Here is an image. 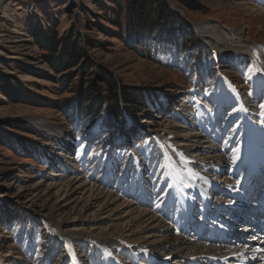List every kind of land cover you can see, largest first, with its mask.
I'll use <instances>...</instances> for the list:
<instances>
[{
    "label": "rangeland",
    "instance_id": "rangeland-1",
    "mask_svg": "<svg viewBox=\"0 0 264 264\" xmlns=\"http://www.w3.org/2000/svg\"><path fill=\"white\" fill-rule=\"evenodd\" d=\"M115 1L4 0L0 5V264H105L102 248L77 239L68 245L58 234L100 241L111 236L132 248H159L164 240L152 214H142L161 210L168 191L156 168L163 167L157 142L168 144V154L177 160L170 148L188 145L185 141L200 133L205 116L218 109L223 85L242 96L254 93L255 63L240 53L215 52L199 40L195 26L218 23L263 51L264 0H165L163 8L172 16L164 21L161 5L152 0L155 26L147 41L138 42L121 39L112 24ZM125 1L119 0L123 7ZM163 31L166 38L160 37ZM53 34L65 39L57 55L39 43L42 35ZM72 40L79 61L59 70ZM103 73L115 91L97 81ZM99 94L100 113L81 117L71 111L68 117L74 99L82 98L89 109L91 96ZM114 97L119 111L110 110ZM230 113L220 123L223 131ZM39 120L56 126L60 138L43 130ZM141 169L155 173V179ZM124 175L127 197L119 202L118 220L110 222L115 206L106 208L95 193L106 178L116 184ZM84 204L88 208L81 211ZM111 225L119 226L120 236L112 235ZM141 258L136 263L129 255L116 256L122 264L148 259Z\"/></svg>",
    "mask_w": 264,
    "mask_h": 264
},
{
    "label": "bare ground",
    "instance_id": "bare-ground-1",
    "mask_svg": "<svg viewBox=\"0 0 264 264\" xmlns=\"http://www.w3.org/2000/svg\"><path fill=\"white\" fill-rule=\"evenodd\" d=\"M3 1L0 0V5ZM218 25L211 22L195 26L199 40L217 53L236 52L252 60L257 68V85L254 93L247 97L235 92L229 83L223 85L219 93L221 96L217 98L218 109L215 114L205 116L207 123L201 124L200 133L193 140H186L190 142L188 145L170 148L177 160L168 154V144L157 142L163 167L158 164L156 168L162 170L161 176L168 185V191L163 192L165 198L163 206L159 205L160 209L163 207L161 210L158 208L156 213L144 210L142 214H152L150 220L156 223L163 243L159 248L147 250L119 243L111 236L100 241L90 236L58 234L57 239L68 245L77 239L96 249L102 248L100 250L105 252V257L101 262L105 264H122L116 256L120 258L123 255H129L136 263L139 257L142 256L141 261L146 257L148 259L144 264H264V240L256 234L257 228H252L251 222L242 223L239 230L234 231L231 227L232 223L240 222L245 214L255 213L258 209L251 198L253 187L250 182L256 172L264 175V107H261L264 105V50ZM186 100L184 97L183 101ZM261 108L263 113L258 116ZM227 111L231 112V118L224 123L228 126L223 131L220 123ZM144 122L148 121L139 124ZM40 127L60 138V131L53 124L40 121ZM145 169L140 171L149 175L150 171L145 172ZM154 174L148 178H154ZM120 179V183L113 184L106 178L95 193L104 201L106 208L115 206L110 209V222L118 220L116 211L121 207L119 202L127 197L121 188L126 175ZM87 208L84 204L81 211ZM90 224L93 227L97 225ZM110 227L112 235L120 236L119 226ZM153 255L158 257V262ZM91 264L98 263L92 261Z\"/></svg>",
    "mask_w": 264,
    "mask_h": 264
},
{
    "label": "trees",
    "instance_id": "trees-1",
    "mask_svg": "<svg viewBox=\"0 0 264 264\" xmlns=\"http://www.w3.org/2000/svg\"><path fill=\"white\" fill-rule=\"evenodd\" d=\"M158 4L161 5L162 8H160L159 14L161 15L160 20L164 21V19H168L171 13L164 9V3L165 0H157ZM117 4V10L114 13L115 21H111L112 24L115 26V28L118 29L119 34H121V39H127L129 38L132 41H147L148 38H150V31L149 29H153L155 26V22L151 19L153 15H155L154 11V4L152 0H127L125 1V10L122 4L119 2V0L114 2ZM166 7V6H165ZM103 11L106 13L107 10L104 7H101ZM126 13L127 17H123V13ZM166 14V15H165ZM176 21H179L177 17H173ZM170 24L168 23L165 29H168ZM163 27V29H164ZM104 34H109L108 31H106L103 27L99 28ZM149 31H148V30ZM147 31V32H146ZM167 31H163L160 34V37L166 38L168 36ZM38 36V35H37ZM42 40L39 42L44 50H46L48 53H52L54 55L59 54V49L63 46L65 39H58V35L53 34L51 36L48 35V37L44 38L42 35ZM40 39V38H39ZM69 48H66L63 52V63L60 66L59 70H62L64 67H68L69 69L73 68L72 61L75 62L79 61V48H77V41L72 40L69 42ZM65 55V56H64ZM74 59V60H72ZM97 81L100 80V82H105L109 87H111V91L115 88V83H113L107 73H103L100 75H97ZM115 91V90H113ZM87 93V91H84ZM85 94V93H84ZM91 100L94 101L93 108L84 109V101L82 98L77 97L74 99L72 103H70L69 107H67L66 111L68 117L70 116L71 111H75L77 115L84 117V115H91L95 111L96 113L101 112V94L97 96V98H93L91 96ZM112 105L110 106V110L116 109L119 111L120 107L118 106V99L114 97L112 100ZM119 114V112L117 113ZM116 116L115 113L113 117ZM112 117V120L115 121L116 119ZM110 119V118H108ZM118 119V115H117Z\"/></svg>",
    "mask_w": 264,
    "mask_h": 264
},
{
    "label": "snow or ice",
    "instance_id": "snow-or-ice-1",
    "mask_svg": "<svg viewBox=\"0 0 264 264\" xmlns=\"http://www.w3.org/2000/svg\"><path fill=\"white\" fill-rule=\"evenodd\" d=\"M261 107H264V105H261Z\"/></svg>",
    "mask_w": 264,
    "mask_h": 264
}]
</instances>
